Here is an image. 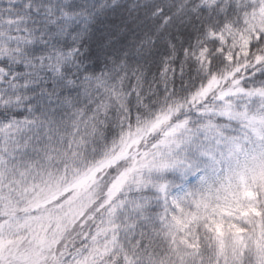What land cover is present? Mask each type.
I'll return each instance as SVG.
<instances>
[{"label": "snow or ice", "instance_id": "1", "mask_svg": "<svg viewBox=\"0 0 264 264\" xmlns=\"http://www.w3.org/2000/svg\"><path fill=\"white\" fill-rule=\"evenodd\" d=\"M0 264H264V0H0Z\"/></svg>", "mask_w": 264, "mask_h": 264}]
</instances>
